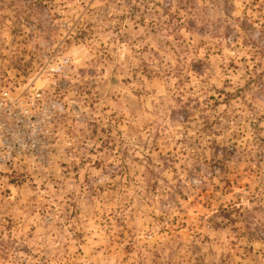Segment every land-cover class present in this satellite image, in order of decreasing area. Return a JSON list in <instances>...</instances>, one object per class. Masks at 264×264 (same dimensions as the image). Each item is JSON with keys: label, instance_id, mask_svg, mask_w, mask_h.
Returning a JSON list of instances; mask_svg holds the SVG:
<instances>
[{"label": "rangeland", "instance_id": "rangeland-1", "mask_svg": "<svg viewBox=\"0 0 264 264\" xmlns=\"http://www.w3.org/2000/svg\"><path fill=\"white\" fill-rule=\"evenodd\" d=\"M3 89L0 264H264V0H0Z\"/></svg>", "mask_w": 264, "mask_h": 264}, {"label": "built area", "instance_id": "built-area-1", "mask_svg": "<svg viewBox=\"0 0 264 264\" xmlns=\"http://www.w3.org/2000/svg\"><path fill=\"white\" fill-rule=\"evenodd\" d=\"M33 99V96H31ZM32 99L0 91V154L2 164H9L27 151L48 150V131L44 122L33 113ZM45 162L47 157L41 155Z\"/></svg>", "mask_w": 264, "mask_h": 264}]
</instances>
